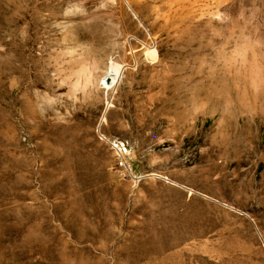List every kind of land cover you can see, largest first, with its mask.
Wrapping results in <instances>:
<instances>
[{
    "label": "rangeland",
    "instance_id": "rangeland-1",
    "mask_svg": "<svg viewBox=\"0 0 264 264\" xmlns=\"http://www.w3.org/2000/svg\"><path fill=\"white\" fill-rule=\"evenodd\" d=\"M0 264H264V0H0Z\"/></svg>",
    "mask_w": 264,
    "mask_h": 264
},
{
    "label": "built area",
    "instance_id": "built-area-1",
    "mask_svg": "<svg viewBox=\"0 0 264 264\" xmlns=\"http://www.w3.org/2000/svg\"><path fill=\"white\" fill-rule=\"evenodd\" d=\"M112 145L116 148V150L118 152V154H117L118 165H120V167H122V169H124V170L131 171V167H130L129 163L127 162V160L125 159V156H124L122 150L120 148H118V146L115 145L114 143H112Z\"/></svg>",
    "mask_w": 264,
    "mask_h": 264
},
{
    "label": "bare ground",
    "instance_id": "bare-ground-1",
    "mask_svg": "<svg viewBox=\"0 0 264 264\" xmlns=\"http://www.w3.org/2000/svg\"><path fill=\"white\" fill-rule=\"evenodd\" d=\"M118 77H119V69H117L116 71H114L113 73L107 75L106 77V81H104V83H106V87L109 85V84H113L115 83L117 80H118Z\"/></svg>",
    "mask_w": 264,
    "mask_h": 264
}]
</instances>
